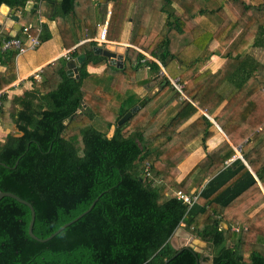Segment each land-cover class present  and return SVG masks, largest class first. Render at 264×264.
I'll list each match as a JSON object with an SVG mask.
<instances>
[{
	"label": "trees",
	"instance_id": "1",
	"mask_svg": "<svg viewBox=\"0 0 264 264\" xmlns=\"http://www.w3.org/2000/svg\"><path fill=\"white\" fill-rule=\"evenodd\" d=\"M28 1L0 0V6L23 15L48 6L47 20L57 22L63 36L73 16L74 43L94 37L108 11L96 0H34L39 7L27 11ZM109 1V39L120 40L124 23L133 22L124 66L95 53L94 40L70 52L71 58L85 54L79 78L67 74V58L44 66L42 81L33 79L23 109L12 114L22 134L0 143L6 164L0 165V189L32 203L38 237H48L99 199L44 242L29 234L30 208L3 197L0 264H164L177 252L172 238L182 223L206 249L185 248L167 264H264V206L248 213L264 203V195L244 161L264 186V63L248 52L264 48V0H217L218 6L211 0ZM158 18L163 22L157 31L152 24ZM48 21L41 25V42L52 38ZM31 26L36 34L37 25ZM10 37L0 36V89L16 76L17 50H2L3 38ZM16 37L26 40L28 34L22 28ZM213 41L227 44L228 52L217 70H201L213 55ZM102 65L101 73L88 70ZM169 77L180 78L187 98ZM165 113L169 119L154 129ZM209 116L229 141L223 139L179 179L189 143L200 137L207 146L220 132ZM238 146L243 158L229 163ZM194 180L200 181L196 188ZM174 189L198 198L187 204Z\"/></svg>",
	"mask_w": 264,
	"mask_h": 264
},
{
	"label": "crops",
	"instance_id": "2",
	"mask_svg": "<svg viewBox=\"0 0 264 264\" xmlns=\"http://www.w3.org/2000/svg\"><path fill=\"white\" fill-rule=\"evenodd\" d=\"M96 1L101 2L100 0H96ZM36 3H38V2H36L34 0H29L26 4V7H25L26 10L30 11L33 8H38L39 3H38L37 7L34 6ZM106 4H108V11H107L106 19L104 21L103 20L98 21L99 23H98V28L96 30L95 36L90 37V38H85V36H83L79 39V41L77 43H74L75 36H76L77 32H75V29H74L75 25H74L73 16L68 17L66 23L63 25L62 30L65 33L63 36L60 33L61 29L58 28L57 22H55V21L49 22L47 20V15L49 14V10H50L48 6L45 7L44 10H42V11H41V9H39L37 11L38 21H39L37 23V27H39L40 21H41V23L48 21L50 30L52 32V38L45 41V42H41L40 45L36 49L27 50L26 52H23V53H17V56L15 58V64H14V70H15V74H16L15 79L5 85L4 88L6 91L2 95V97L0 98V101H1V103H0V119L3 120V122H0V143H4L6 141V139L8 138V136H10V135L20 136L22 134V132L18 129L16 123L14 122L12 114H14V113L17 114L18 112H20L23 109V105H22L21 101L23 98L26 97L27 92L33 91V88L35 87L33 79H35L37 82L42 81L41 70L44 66H46L50 63H53L54 61H56L59 58H67V53L71 54L70 53L71 51H73L78 46L85 44L86 42H90V41L94 40L97 42L96 46H99V47L103 46L104 47L106 45V44H101L100 42L97 41V38H98V35L102 29V26L104 24H108V26H109V20H110L111 11L113 8V2L109 1ZM13 9L15 10L14 14L19 17V23L21 25L17 21L12 19V10ZM5 17L7 18L6 22L3 25V29H5V32L0 33V36L5 35V34L16 36L22 30V28L24 26L36 25L35 23L29 22V20L24 21L23 18L28 17V16L27 15L25 16L23 14H17L15 8H10V10L8 11V14ZM162 22H163V20H162ZM152 26H153V30H156L157 27L159 26L158 20H155L153 22ZM132 28H133V22H132V19H129L124 23L120 40H111L107 37V40H108L107 43H116L118 45V53H120L119 48H121L119 46L125 47V52H126L127 47L132 46L130 44V37H131ZM85 30L87 31L88 29L85 28ZM40 40H41V33H40ZM24 41L28 42L29 41L28 37ZM212 45H215V46L213 48L211 47V49H210L211 51H213V55L211 56L210 59H212L211 61H212L213 65H215L214 66L215 68H212L215 71L222 64V62L224 60V58H223L224 51L223 50H226L228 48V45L227 44H221L218 41H215L214 44H212ZM222 47H224V49L222 51L215 50V49H220ZM249 49H255L257 51L263 50L261 52H263V54H264V48H262V47H249ZM13 50H15V49H13ZM8 51H11V50H8ZM94 51H95V53L98 54V50L94 49ZM144 54L147 55L148 58L156 60L154 57L150 56L149 54H147L145 52H144ZM71 59H73V58H71ZM124 60H125V55H124L123 61ZM258 60L261 62L263 61L261 58H258ZM66 65H67V63H66ZM79 65H78V70H79ZM217 65H219V66H217ZM105 66L106 65H102L100 67L89 66L88 70H89V72H92V73H101L104 70ZM1 69L4 70L5 67H1ZM36 73L39 74L40 78L35 76ZM67 74L70 77H76L73 72H72V74H69L68 68H67ZM84 85L88 89H90V87H91V84L89 81H85ZM139 93L143 94L142 90H139ZM209 118L211 120L212 119L215 120L212 116H209ZM218 128L220 129V132L215 133L210 139H208L207 146H205L203 144L200 137L196 138L191 143H189V145L187 146V148H188L187 156H185V158L179 163V168H180V172H181L179 179H182L187 173H189V171L206 156L207 152H209L211 149H213L217 145H219L223 141V139H228L226 136V133L221 129V127L219 126ZM228 141H229V139H228ZM234 148L236 150V147H234ZM240 154L241 153H239V152L236 153V155L229 161V163L238 157L243 158L242 154L241 155ZM244 161L247 164V166L250 168L252 173L254 174L255 178L257 179V181L260 185V188L263 192V195H264V186L262 184L261 178L252 170V168L249 166L248 162L246 160H244ZM263 206H264V203L257 208H253V209L249 208V212H248L249 215L253 216ZM221 226L227 227V224L225 222H221ZM182 233L186 237H188L184 233V231H182ZM182 238H183V235H182ZM172 244H173V242H172ZM205 245L206 244H202L199 246L200 247L199 250H201V252L206 249L204 247Z\"/></svg>",
	"mask_w": 264,
	"mask_h": 264
},
{
	"label": "water",
	"instance_id": "3",
	"mask_svg": "<svg viewBox=\"0 0 264 264\" xmlns=\"http://www.w3.org/2000/svg\"><path fill=\"white\" fill-rule=\"evenodd\" d=\"M102 3H108L109 0H100ZM30 3V2H29ZM35 7L38 6V3H36L34 5ZM5 7L6 10L5 12L2 10V8ZM10 6L3 3L0 6V33L5 32V29H3V25L6 22L7 18L5 17L8 14V11L10 10ZM15 10H12V19L17 21L19 23V17L16 16L14 14ZM20 24V23H19ZM21 25V24H20ZM121 48H119L120 53H118V45L116 43H106V45L103 47H99L96 46L94 47V49L98 50V54L104 55L108 58L110 64L117 66L118 68H122L124 66V55H125V47L123 46H119ZM85 59V54H80L79 56H77L76 58H73L71 60H69L67 62V68L69 69V74H72V72L75 74L76 78L80 77L79 74V70H78V65L81 64ZM146 102V99H143L139 102V104H137L136 106H134L133 108H131L120 120H119V124H123L127 119H129L133 113H135L144 103ZM84 106H86L84 104ZM212 121L218 126L217 122L215 120L212 119ZM219 127V126H218ZM241 155V154H240ZM18 164V161L16 162V165ZM0 165H6L3 162H0ZM8 196V197H12L16 200H18L21 203L26 204L30 210H31V220H30V224H29V234L40 241H48L50 239H52L54 236H56L60 231H62L63 229H65L67 226H69L70 224L74 223L75 221H77L78 219H80L82 216H84L86 213H88L96 204V202L99 199V196L92 202V204L90 205V207L84 211L83 213H81L79 216H77L76 218H74L73 220L65 223L64 225H62L60 228H58L55 232H53L51 235H49L46 238H40L37 235H35L34 231H33V225L36 219V211L34 206L32 205V203H30L29 201H27L26 199L20 197L19 195H17L14 192L11 191H3L0 189V199H2L3 197ZM184 231V233L189 236L190 238H192V236L186 232L183 228L179 227L177 229V231L175 232V234H178V232H182ZM172 242L174 244V247L177 249V252L169 259H167L164 264H167L170 259H172L173 257H175L176 255H178L183 249L185 248H190L193 249L194 251L200 252L201 250H199L197 248L196 245H191L190 243L186 244V245H179V244H175V239L174 237L172 238ZM198 264V262H197Z\"/></svg>",
	"mask_w": 264,
	"mask_h": 264
},
{
	"label": "built area",
	"instance_id": "4",
	"mask_svg": "<svg viewBox=\"0 0 264 264\" xmlns=\"http://www.w3.org/2000/svg\"><path fill=\"white\" fill-rule=\"evenodd\" d=\"M41 25H42V23L40 21L37 33L33 34V35L30 33V27L31 26H24L23 27L24 32L28 34V39H29L28 42H25L24 40H22L21 38L16 37V36H12L10 38H3L2 50L8 51V50L15 49L18 51V53H23V52H26L27 50L36 49L41 43V40H40V33L42 31ZM107 37H108V24H104L102 26V29H101L99 35H98L97 41L100 42L101 44H106L108 42ZM67 59L68 60L71 59L70 54H68V53H67ZM161 67H162V73L165 74L166 71H165L164 67L163 66H161ZM35 76L39 77V74L36 73ZM169 78H170L171 82L173 83V85L177 89L182 91V85L180 83V78L179 77H177V78L169 77ZM5 91H6L5 88L0 89V98L5 93ZM0 103H1V101H0ZM175 194H176V196H178V198L182 199L184 202H186L187 204H190V205H192L198 198V195L187 194L186 192H184L181 189L175 190ZM241 228L242 227L240 225H234L233 226V229L236 232H239L241 230Z\"/></svg>",
	"mask_w": 264,
	"mask_h": 264
},
{
	"label": "rangeland",
	"instance_id": "5",
	"mask_svg": "<svg viewBox=\"0 0 264 264\" xmlns=\"http://www.w3.org/2000/svg\"><path fill=\"white\" fill-rule=\"evenodd\" d=\"M211 3L213 4V5H215V6H218V1L217 0H211ZM228 9V8H227ZM231 11H229V10H227L228 11V13L230 14V15H235L234 14V12L232 11V9H230ZM95 12V11H94ZM96 13H99L98 15V17H99V19H102V14H101V9H97L96 10ZM26 16V15H25ZM27 16L28 17H25V18H23V20L24 21H28L29 20V22H31V23H35L36 25H37V23L39 22L38 21V13H29V14H27ZM96 19L95 18H93V20H92V22L93 21H95ZM158 20V24H159V26L157 27V31L158 30H160L162 27H161V25H162V20L163 19H157ZM27 23V22H26ZM209 23H211L210 22V20H209ZM214 42L215 41H213L211 44H210V46H209V48L211 49V47L213 48L215 45H212V44H214ZM224 49V47H222V48H220V49H215V50H219V51H222ZM229 49V48H228ZM228 49H226V50H223L224 51V53H223V55H225L227 52H228ZM261 51H263V50H261ZM260 50L259 51H257V50H255V49H249V53L250 54H252L254 57H258V58H261L263 61V63H264V54H263V52H261ZM257 58V59H258ZM212 59H209L202 67H201V70H205V69H211L212 71H214L212 68H215L214 66L215 65H213V63H212V61H211ZM221 64V63H220ZM219 64V65H220ZM219 65H217V66H219ZM165 69V68H164ZM166 71V70H165ZM167 72V71H166ZM166 74V73H165ZM167 75V74H166ZM170 94H172V93H170ZM182 94H183V97H186L187 98V95L182 91ZM169 96V95H168ZM171 96V95H170ZM204 111V110H203ZM170 114L171 113H165V114H163L162 115V117L161 118H159L157 121H156V123H155V126H154V129H156L158 126H160L162 123H164V122H166L168 119H169V117H170ZM0 122H3V120L2 119H0ZM113 129L114 128H112V130H111V132L109 133V134H112V132H113ZM241 146H238V147H236V151H237V153L239 152V153H241ZM185 155V154H184ZM185 156H187V154L185 155ZM185 156H184V158H185ZM183 158V159H184ZM180 175H181V173H180ZM190 182V181H189ZM200 184V181L199 180H194L193 181V183H192V187L193 188H196L198 185ZM187 185H189L188 183H187ZM175 190V189H174ZM174 190H173V193H174ZM181 228H183L186 232H188L191 236H192V238H190L189 236L188 237H186L182 232H178V234H175L173 237H174V239H175V244H179V245H186V244H188V243H190L191 245H196L197 246V248L199 249L200 247V245H202V244H206L205 243V241H203V240H201L200 238H198L197 236H195L194 234H192L189 230H187L186 229V227H185V224L184 223H182L181 224ZM182 235H183V238H182ZM182 239V240H181ZM204 247H206V245L204 246Z\"/></svg>",
	"mask_w": 264,
	"mask_h": 264
},
{
	"label": "bare ground",
	"instance_id": "6",
	"mask_svg": "<svg viewBox=\"0 0 264 264\" xmlns=\"http://www.w3.org/2000/svg\"><path fill=\"white\" fill-rule=\"evenodd\" d=\"M2 10L5 12L6 8H5V7H3V8H2Z\"/></svg>",
	"mask_w": 264,
	"mask_h": 264
}]
</instances>
